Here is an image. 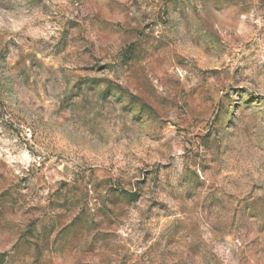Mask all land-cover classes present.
<instances>
[{
  "label": "rangeland",
  "instance_id": "obj_1",
  "mask_svg": "<svg viewBox=\"0 0 264 264\" xmlns=\"http://www.w3.org/2000/svg\"><path fill=\"white\" fill-rule=\"evenodd\" d=\"M0 264H264V0H0Z\"/></svg>",
  "mask_w": 264,
  "mask_h": 264
},
{
  "label": "built area",
  "instance_id": "obj_2",
  "mask_svg": "<svg viewBox=\"0 0 264 264\" xmlns=\"http://www.w3.org/2000/svg\"><path fill=\"white\" fill-rule=\"evenodd\" d=\"M27 132H28V130H27Z\"/></svg>",
  "mask_w": 264,
  "mask_h": 264
}]
</instances>
